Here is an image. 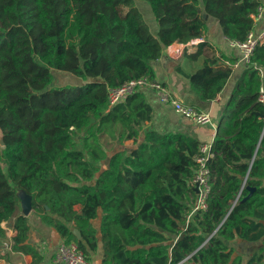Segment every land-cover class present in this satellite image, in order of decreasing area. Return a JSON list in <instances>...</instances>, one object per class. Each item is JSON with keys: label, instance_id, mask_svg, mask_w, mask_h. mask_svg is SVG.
<instances>
[{"label": "trees", "instance_id": "obj_1", "mask_svg": "<svg viewBox=\"0 0 264 264\" xmlns=\"http://www.w3.org/2000/svg\"><path fill=\"white\" fill-rule=\"evenodd\" d=\"M139 2L149 4L156 32ZM261 4L0 0V239L13 220V250L35 253L25 244L30 222L18 213L19 191L88 260L98 251L92 221L101 211V264H241L231 241L264 237V42L222 111L205 210L193 211L191 183L202 142L150 128L153 108L142 91L115 106L108 91L153 76L164 47L204 36L208 17L227 38L246 40ZM197 53L204 65L187 76L202 99L214 100L232 66L207 40ZM55 71L79 82L57 85ZM126 141L131 149L116 150ZM248 264H264V245Z\"/></svg>", "mask_w": 264, "mask_h": 264}, {"label": "crops", "instance_id": "obj_2", "mask_svg": "<svg viewBox=\"0 0 264 264\" xmlns=\"http://www.w3.org/2000/svg\"><path fill=\"white\" fill-rule=\"evenodd\" d=\"M264 5V0H259ZM141 6V5H140ZM146 14L147 22L156 32L157 23L153 20V13L149 5L142 4L140 7ZM208 29L202 36L203 40L210 42V45L216 50V56L220 57L228 65L232 66V74L224 89L214 100L202 99L191 87L190 79L187 74L195 72L204 65V55L198 54V45L190 49H183V52L177 55L171 53L173 48H182L185 42L174 41L166 45L162 54L152 61L154 78L166 83L175 96L186 104L192 105L197 109L208 112L212 115L214 125H197L178 115L170 104L162 103L156 93L150 89L142 90L146 100L153 108V118L148 122V126L160 132L184 133L198 138L202 143L215 139L219 131V121L222 111L231 99L234 90L240 84L245 71V65L241 62V54L238 49L231 48L226 36L223 34L218 21L215 18L208 17ZM257 31L263 28V22H260ZM264 77V69H262ZM223 121L224 126L230 117V113ZM19 194L18 213L28 217L30 230L25 244L34 248L35 253L13 250V238L17 231L14 227V221L4 222L6 229L5 236L0 239V264H54V257L57 248L64 239L60 232L53 226H50L42 220L35 211L28 195ZM79 209L80 206H77ZM100 220L101 211L98 217L92 221L94 227L98 230L99 244L98 251L93 253L89 259V264H101L103 258V246L100 242ZM74 229L71 223H67ZM235 251L233 258L240 256L241 264H248L252 255L264 245V237L260 240L251 241L244 238H235L231 241Z\"/></svg>", "mask_w": 264, "mask_h": 264}, {"label": "built area", "instance_id": "obj_3", "mask_svg": "<svg viewBox=\"0 0 264 264\" xmlns=\"http://www.w3.org/2000/svg\"><path fill=\"white\" fill-rule=\"evenodd\" d=\"M254 28L248 33L246 40L238 41L226 38L231 48L238 49L241 54V62L245 65H253L252 56L257 45L264 42V5L261 4L257 11L252 14ZM263 22V28L257 31V25ZM204 41L201 37H194L183 44V47L173 48L171 53L174 55L183 52V49H190ZM144 89H150L156 93L162 103L170 104L174 111L197 125H214L212 115L203 112L196 107L186 104L175 96L171 88L164 82L154 78L151 75H145L140 78L132 79L121 86L112 87L108 91V100L110 106H115L124 102L130 95ZM260 99L264 100V86L261 87ZM214 140L203 142L200 146L198 155L195 156L197 168L191 181L193 187L197 186V200L193 211L198 209H207L208 197L212 187V169L210 163L216 156L214 149ZM54 264H89L84 251L79 247L76 241L62 239L54 257Z\"/></svg>", "mask_w": 264, "mask_h": 264}, {"label": "rangeland", "instance_id": "obj_4", "mask_svg": "<svg viewBox=\"0 0 264 264\" xmlns=\"http://www.w3.org/2000/svg\"><path fill=\"white\" fill-rule=\"evenodd\" d=\"M146 2H139V4L141 5L142 7V4L144 5ZM147 5H149L148 3H146ZM55 75H56V84L57 85H66V84H72V85H75L77 84V82H79L78 80L75 79L74 76H72L71 74L67 73V72H57L55 71L54 72ZM1 130H0V138H1ZM122 148H125V149H131L132 148V144L131 142L129 141H126L123 145H120L116 148V150L118 149H122ZM106 164H107V161L105 160L103 162V165L102 167L105 168L106 167ZM18 193H21L19 191H17Z\"/></svg>", "mask_w": 264, "mask_h": 264}, {"label": "water", "instance_id": "obj_5", "mask_svg": "<svg viewBox=\"0 0 264 264\" xmlns=\"http://www.w3.org/2000/svg\"><path fill=\"white\" fill-rule=\"evenodd\" d=\"M205 17H208L207 15H205ZM1 136H2V132H1ZM0 144L3 145V138H0ZM195 190L198 191L197 186L195 187ZM23 194V193H22ZM26 195V194H25ZM29 196V195H28ZM30 197V196H29ZM31 200V199H30ZM74 233L76 234V236L78 238H82V234L80 232V230L78 228H74Z\"/></svg>", "mask_w": 264, "mask_h": 264}]
</instances>
